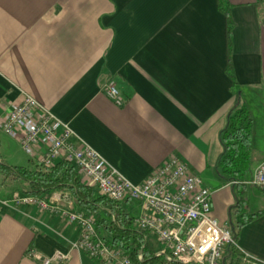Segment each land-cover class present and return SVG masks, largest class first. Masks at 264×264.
Instances as JSON below:
<instances>
[{"label": "crops", "instance_id": "obj_1", "mask_svg": "<svg viewBox=\"0 0 264 264\" xmlns=\"http://www.w3.org/2000/svg\"><path fill=\"white\" fill-rule=\"evenodd\" d=\"M229 1L238 94L218 0H0V119L30 95L71 126L75 142L92 146L134 183L177 155L211 190L212 216L231 229L235 216L264 210V190L250 182L264 161V0ZM110 82L121 105L107 93ZM239 102L252 110L255 149L238 205V190L217 165L227 113ZM0 163L34 169L39 159L0 130ZM27 188L0 171L1 198ZM63 193L43 198L78 210L74 196ZM119 202L130 217L146 213L140 200ZM80 234L77 224L36 204L3 207L0 264H39L31 250L57 249L71 252L63 264H102L72 249ZM146 238L163 254L157 234L147 231ZM244 252L264 260V213L244 224L221 264L260 263Z\"/></svg>", "mask_w": 264, "mask_h": 264}, {"label": "built area", "instance_id": "obj_2", "mask_svg": "<svg viewBox=\"0 0 264 264\" xmlns=\"http://www.w3.org/2000/svg\"><path fill=\"white\" fill-rule=\"evenodd\" d=\"M107 93L117 104L123 103V96L114 82L108 84ZM0 130L19 139L25 153L37 156L41 165L49 167L57 160H71L81 172L83 181L100 194L116 201L128 198L142 201L146 213L135 219V223L139 229L157 234L168 260L182 264H221L226 247L236 244L231 229L212 216L211 190L177 155L155 168L144 182L134 183L110 168L92 146L75 142L76 133L71 126L30 95H25L5 118L0 119ZM39 145L44 148L43 153H39ZM250 182L264 190V161L257 166ZM23 204H36L42 210L59 213L77 224L81 234L72 243V249L84 251L102 264H132L126 254L108 245L98 234L94 215L62 208L34 195L17 193L8 199L0 197V210ZM29 254L39 264H63L71 256L70 251L59 249L51 255L37 250ZM244 254L264 264V260L247 252Z\"/></svg>", "mask_w": 264, "mask_h": 264}, {"label": "trees", "instance_id": "obj_3", "mask_svg": "<svg viewBox=\"0 0 264 264\" xmlns=\"http://www.w3.org/2000/svg\"><path fill=\"white\" fill-rule=\"evenodd\" d=\"M218 7L227 18V69L233 79L232 90L238 94L240 87L231 73V31L234 26L231 18L232 5L229 0H218ZM254 137L255 122L252 110L245 103H236L228 111L226 125L220 134L223 151L217 168L220 175L238 190V195H236L238 205L243 200V197L239 195L241 194L239 188L244 187L245 181L252 171ZM0 171L5 176L15 175L27 181L28 188L24 191L27 195L46 197L56 190L68 191L76 199L79 206L78 211H84L96 217L98 234L108 245L126 254L132 264H182L176 260L169 261L166 254H157L147 241L148 230L139 229L135 218L125 213L119 201L102 195L95 187L87 185L83 181L81 172L71 160H57L54 165L49 167L39 163L34 169L0 163ZM262 213L264 210L235 216L231 231L236 243L239 239L240 229L244 224Z\"/></svg>", "mask_w": 264, "mask_h": 264}, {"label": "rangeland", "instance_id": "obj_4", "mask_svg": "<svg viewBox=\"0 0 264 264\" xmlns=\"http://www.w3.org/2000/svg\"><path fill=\"white\" fill-rule=\"evenodd\" d=\"M67 194H68V196H70V195H69V192H68V191H65V195H67Z\"/></svg>", "mask_w": 264, "mask_h": 264}]
</instances>
